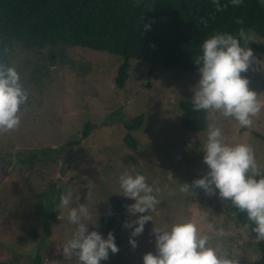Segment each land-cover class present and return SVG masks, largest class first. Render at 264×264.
<instances>
[{"label": "rangeland", "instance_id": "374dc122", "mask_svg": "<svg viewBox=\"0 0 264 264\" xmlns=\"http://www.w3.org/2000/svg\"><path fill=\"white\" fill-rule=\"evenodd\" d=\"M246 32L264 42L253 30ZM8 53L29 99L20 127L0 133V264H32L37 253L41 264H75V259L65 260L62 252L75 228L67 220V210L50 222L39 199L51 189L69 187L80 195L81 203L87 202L89 187L94 188L97 224L90 223L89 230L96 227L105 236L109 231L115 235L119 251L110 252L101 264H143L144 253L155 252L154 223L170 225L187 217L195 219L202 231L209 230V222L224 228L227 235L219 242L230 254L252 261L259 258L257 238L238 223L224 200L200 188L189 196L179 191L180 182L191 183L207 168L201 148L206 129L195 132L183 127L179 107L181 100H191L198 71L160 67V81L151 88L143 86L145 74L139 79L135 73L122 90L114 83L122 58L108 51L63 44L33 51L14 41ZM254 53L264 59V52ZM258 69L257 64L243 75L264 100V69ZM140 112L146 114V122L136 133L138 148L133 150L122 144L126 129L121 120ZM89 119L99 125L97 133L82 144H71ZM253 121L251 127H240L232 118L217 122L229 142L253 145L264 170V109ZM45 148H55L56 158L34 163L19 159ZM131 166L160 188L161 201L150 213L154 222H146L143 233L134 237L135 248L129 242L132 229L124 226L125 220L135 219L126 209L133 200L118 192V177ZM56 199L55 194L50 202ZM115 199L123 202L125 217L122 225L108 228L110 215L122 213Z\"/></svg>", "mask_w": 264, "mask_h": 264}, {"label": "clouds", "instance_id": "9594fccd", "mask_svg": "<svg viewBox=\"0 0 264 264\" xmlns=\"http://www.w3.org/2000/svg\"><path fill=\"white\" fill-rule=\"evenodd\" d=\"M213 2L217 9L222 6L220 0ZM231 3L240 5L242 0H231ZM260 3L264 4V0ZM144 27L148 29L151 24L146 23ZM251 40L245 29L240 28L235 34L215 31L200 44L194 60L199 66V79L192 88L191 105L197 112L203 110L209 118L201 146L207 168L191 183L180 182L179 191L189 196L200 188L206 194L218 195L245 213L244 228H250L257 240L264 241V170L253 145L246 141L229 142L217 122L221 117L232 118L240 127H251L253 117L264 109V100L250 87L249 77L243 75L257 64L264 69V59L257 57L248 46ZM28 99L29 92L16 66L0 60V133L20 127L22 109ZM118 184V192L133 200L126 209L135 219L125 220L124 226L132 229L129 242L135 248L134 237L143 233L146 222H154L150 213L161 203L160 188L149 183L146 175L134 166L120 173ZM79 201L80 195H74L69 187L55 205L57 209L67 210V220L75 226L63 243V255L67 261L75 259V264H101L109 259L110 252L119 251L115 235L109 231L105 236L96 227L89 230L90 223L97 224L94 188L89 187L86 203ZM88 201H92V207ZM208 229L202 231L191 217L178 218L170 225L154 223L155 252H145L143 264H240L239 257L220 246L219 238L227 235L225 229L216 228L212 222Z\"/></svg>", "mask_w": 264, "mask_h": 264}, {"label": "trees", "instance_id": "16d2710c", "mask_svg": "<svg viewBox=\"0 0 264 264\" xmlns=\"http://www.w3.org/2000/svg\"><path fill=\"white\" fill-rule=\"evenodd\" d=\"M220 4L217 9L213 0H0V60L13 64L8 51L14 41L33 51L48 45H79L122 58L114 74L118 89L125 90L135 73L139 79L145 74L147 81L143 86L151 88L160 81V67L198 71L194 60L200 44L215 31L235 34L244 28L264 38V4L260 0H242L240 5L220 0ZM146 23L151 27L146 29ZM250 44L256 52H264V42L258 38L252 39ZM179 107L183 111V127L195 132L205 131L207 113L195 111L190 99L181 100ZM121 121L126 129L122 144L136 150V133L144 126L146 114L136 113ZM98 129L97 122L89 119L70 143L82 144ZM56 154L55 148L34 149L19 159L22 163L46 162L55 159ZM65 190L51 189V194L46 195V192L39 196L50 222H54L61 211L55 205ZM55 194L57 199L50 202ZM115 201L122 213L110 215L108 228L122 225L125 217L123 202ZM227 208L244 227L246 214L230 203ZM246 230L256 238L250 228ZM257 247L259 258L253 261L240 258V264H264V241L258 240ZM41 261L42 256L37 253L32 264H41Z\"/></svg>", "mask_w": 264, "mask_h": 264}]
</instances>
